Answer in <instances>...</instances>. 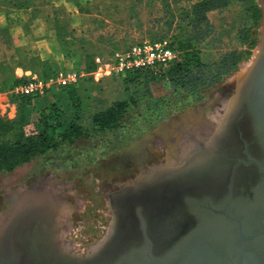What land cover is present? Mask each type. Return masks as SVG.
<instances>
[{
  "label": "rangeland",
  "instance_id": "1",
  "mask_svg": "<svg viewBox=\"0 0 264 264\" xmlns=\"http://www.w3.org/2000/svg\"><path fill=\"white\" fill-rule=\"evenodd\" d=\"M31 1L17 0L20 7H26ZM166 1L77 0L78 10L86 13L76 14L78 17L83 15L82 35L78 32L77 37L62 39L63 43L57 45L35 42L40 36L35 29L39 31L42 23L32 19L30 11L24 10L28 12L23 13L22 18L28 41L36 43L37 47L15 61L34 72L43 71L40 60L50 64L51 70H44L48 74L56 70L74 72L76 82L71 86L83 114L97 112L115 100L127 98L126 73L116 69L115 51L146 39L167 38L172 44L181 37V30H175V25L170 30L165 26V12L175 16L181 7L188 8L197 0L179 1V4L169 0L168 9ZM253 2L261 12L256 23L248 5L240 0H230L227 6L208 12L213 31L198 45L199 56L206 63L216 61L225 51L241 50L242 58L235 70L195 94L172 87L158 76L159 71H151L156 75L147 88L144 85L136 88V104L129 108L117 128L62 142L55 150L35 157L12 172H0V215L10 206L12 199H17L19 205L16 209H23L30 196H35L44 187L54 188L57 194L52 195L47 190L46 197L63 202L59 207L62 213L58 216L61 247L70 254L85 257L90 249L93 251L105 243L113 228L110 199L117 193L115 191L140 181L142 178L137 176L142 169L167 166L168 157L179 153L172 159L175 164L174 160H180L185 150L195 148V138L212 135L222 117L229 114L227 111L232 106L230 102L235 90L260 50L262 7L260 0ZM240 30H243L244 44L238 39ZM92 50H101L104 53L102 59H94ZM85 55L92 56L91 67L85 65ZM51 57H58L62 64L53 67L49 61ZM14 64L0 65L3 72L0 81L5 82L15 75ZM16 72L18 75L22 73L20 69ZM57 90L52 87L43 96L52 95ZM19 96L12 89L0 95V117L16 118L18 107L15 103ZM57 103L65 110L70 107L65 94ZM27 114L31 122L36 121L35 110H28ZM32 127L30 123L27 129ZM38 195L42 198L37 196L36 200L46 198Z\"/></svg>",
  "mask_w": 264,
  "mask_h": 264
},
{
  "label": "trees",
  "instance_id": "2",
  "mask_svg": "<svg viewBox=\"0 0 264 264\" xmlns=\"http://www.w3.org/2000/svg\"><path fill=\"white\" fill-rule=\"evenodd\" d=\"M185 0H173V4H179ZM248 5V10L252 19L256 23L261 12L257 4L250 0H240ZM230 0H197L188 8L181 7L177 15L165 12L164 24L171 29L175 25V30H181V37L172 42L171 46L178 51L177 59L172 61L166 68L134 69L126 72L124 81L127 84V98L115 100L109 106L88 114H83L80 102L73 95L74 87L63 86L54 93L61 91L69 98V109H62L56 103H50L46 108L36 110L37 119L31 122L26 108L35 99L30 96L20 95L18 103V114L15 119H4L0 117V172H12L15 168L28 163L35 157L55 150L62 142H72L82 136L113 130L117 128L131 106L136 104V88L140 85H147L156 74L151 71H159V77L164 78L174 88L183 89L191 94L215 84L222 76L235 70L238 62L242 58V51L232 49L223 52L216 61L206 63L199 56L198 45L205 40L213 31L207 14L212 10L223 8L229 4ZM171 2L167 0L165 7L168 9ZM243 30L239 31V42L244 44L242 37ZM28 52V51H27ZM27 52L19 53L17 58L26 55ZM85 65L91 67L92 56H84ZM14 63L26 70L29 69L21 62ZM9 63L1 62L0 65ZM43 71L36 72L47 77L50 74L45 72V68L51 70L50 64L45 60H40ZM144 70V71H143ZM34 72V71H33ZM3 72L0 71V74ZM24 77L12 75L7 81H0L1 89H12L19 82L24 81ZM73 88V89H72ZM131 89H133L131 91ZM27 111V112H26ZM84 122H88L87 126ZM32 123V129L27 126Z\"/></svg>",
  "mask_w": 264,
  "mask_h": 264
},
{
  "label": "bare ground",
  "instance_id": "3",
  "mask_svg": "<svg viewBox=\"0 0 264 264\" xmlns=\"http://www.w3.org/2000/svg\"><path fill=\"white\" fill-rule=\"evenodd\" d=\"M236 102L237 94H234L232 102H230L232 106L227 111L229 114L226 117H222L216 130L211 133L212 135L195 138V148L183 153L180 160L175 159L174 165L161 168L149 178L141 179L133 185H127L122 191L120 190L113 195V198L110 199L113 228L107 240L110 239L112 241L115 235L116 238H114H118V243H122L135 235L133 229H131V219L128 214H125L126 208L131 206L133 201L134 203L139 201L141 204L147 202L145 213L151 218L149 230L150 237L156 242L155 254L161 253L164 247H169L181 229L200 227V224L195 221V214L179 204V197L187 192H191L194 195H199L202 192L208 194V188L220 189L224 185L225 174H228L229 171V164L219 156L211 155L207 149L213 148L227 155L232 154V156H236V153L239 154V139L235 128L231 126ZM244 126L246 129L243 130V134H246L248 130L247 123H244ZM247 134L249 136V132ZM249 152L259 158L258 150L254 146H249ZM262 161L264 160L262 159ZM248 170L250 169L238 168L234 175L238 180L243 181V176L249 172ZM148 181L156 185L150 188L149 184H147ZM238 185L235 186L236 189L233 190V193H239L238 191H241L244 187L239 185L241 188ZM249 187L247 193L249 192ZM211 194L218 195V192ZM113 200L114 204L112 205ZM18 205L16 198L11 200L10 206L0 215V227L9 219ZM44 206L46 207V205ZM45 209L38 221L32 219L22 224L17 230L20 245L24 246L25 250H29L30 253L28 254L32 255L36 261H40V264H89L95 256L103 251L104 244L93 250L91 252L93 254H89L85 260L80 255H73L65 251L61 247L60 222L58 219L59 213L62 212H59L61 211L59 207L54 208V210L51 207H46ZM183 219H189L190 223L185 224V222L181 221ZM32 231L33 235L29 238ZM56 235L57 237H52ZM135 237L137 238L136 235ZM44 254L47 256L43 257ZM29 262L31 261H28L26 257L25 264H30Z\"/></svg>",
  "mask_w": 264,
  "mask_h": 264
},
{
  "label": "water",
  "instance_id": "4",
  "mask_svg": "<svg viewBox=\"0 0 264 264\" xmlns=\"http://www.w3.org/2000/svg\"><path fill=\"white\" fill-rule=\"evenodd\" d=\"M261 2V9H262V30H261V41H260V50L256 57L254 58L251 66L249 67V70L237 86L235 90V94H237V102L235 105L234 112L232 114V120H231V126L235 128L236 130V135L237 138L239 139V148L243 146V151L244 153V158L250 157V152H249V146H254L255 148L259 149L258 154L260 159L264 160V153L261 148H264V0H260ZM244 123H247L248 130L246 134H243V130H245ZM250 138H248V133ZM253 132V133H252ZM254 134V135H253ZM248 136V137H247ZM257 139L260 141L258 142ZM256 140V141H255ZM255 141L256 145H261V148L257 145L252 144L251 142ZM207 151L211 155H217L220 158H222L225 162L227 161L229 163V172L232 171V165L234 164V158H232V154L227 155L224 152H220L216 149L213 148H208ZM206 151V152H207ZM240 153V149H239ZM255 155V154H253ZM250 160V159H249ZM255 161V162H254ZM254 164L259 167V169L262 168L261 164L258 162V160H253ZM237 163H239L237 166L239 168H249V162L242 161V158L237 159ZM241 166V167H240ZM238 168H236L237 170ZM235 176V175H234ZM257 180L255 186L258 188L264 189V183L263 179L262 181ZM149 184V187H154L156 185L155 183H150L149 181L147 182ZM147 188V186H146ZM256 190V189H255ZM255 190H251V193L247 194H242V193H236L233 194L232 192L230 193L229 199L231 202L235 203L233 205L239 204V207L233 208L230 206V202H227L228 206H225L221 204V202L225 201L226 197L223 196V201L220 200V193L222 191L218 192V195H212L210 192L206 195H204V201L205 198L208 197V202L214 203L215 205H220L221 207L219 210H216L214 208L210 209L219 214L225 215V212L227 211H236L235 215L240 218V221L242 220V224L246 227H251L253 228L255 225H257V222L252 219L255 216H251L253 211L249 208V206L252 205V203L256 202L257 198L256 196H253L252 191L254 192ZM137 192V191H135ZM134 195V194H132ZM251 196L250 198H253L252 200L250 198H247V196ZM192 196H195L192 194ZM216 196L215 198H213ZM213 198V199H212ZM256 198V199H254ZM198 202H202V199L200 197L198 198ZM195 200V199H194ZM197 202V200H195ZM248 204V205H247ZM28 204L24 205L23 209H16L12 212V215H10L9 219L1 226L0 229V236L4 235V230L7 226L12 225L17 226L19 228L22 224L26 223V219L23 221L18 220V217H23V213L26 210ZM147 207V202L145 203H140L133 201L132 205L126 208L125 214H128L129 218L131 219V229H133V232L137 236L133 235L132 237H129L128 241L118 243L119 240L115 239L116 236L114 235L112 241L110 239L106 240L103 251L95 256L90 263L91 264H196V258H192L190 256L185 257V255H180L176 256V252L178 251V246L184 244V238L180 242H176V239L172 242V244L169 247H164L162 252L155 254L154 250L156 248V242L155 240L150 237V220L149 215L145 213V209ZM198 210L200 212H205V210H201L200 204L197 205ZM194 209V216L195 217H200L198 212L195 211ZM256 211V210H255ZM257 212V211H256ZM14 213V214H13ZM259 214V211H258ZM228 215V214H227ZM207 218L214 219L212 222H208V224H220V225H225L223 223V220H221L222 216H211L210 213L207 214ZM16 220L18 221H14ZM208 219L207 221H209ZM220 220V222H219ZM14 221V222H13ZM215 221V222H214ZM218 221V222H216ZM222 222V223H221ZM241 223V222H239ZM11 228V232H13V229ZM250 228V229H251ZM194 229V228H193ZM192 229V230H193ZM219 230V228H217ZM223 231V235H227L226 231L228 232V229L226 227L220 228ZM189 232V231H188ZM257 234H252V235H247L246 237H243V241H240V247L241 249L243 248H251L253 245L250 240L251 238L257 236ZM110 235V234H109ZM185 237V236H184ZM225 238H223L224 240ZM115 240V241H114ZM231 240V239H230ZM184 241V242H183ZM210 241H206L207 246L210 247ZM229 244H233L232 242H227ZM235 243V242H234ZM102 244V245H103ZM107 244V245H106ZM236 247V246H235ZM238 248L233 249V253L237 252ZM240 249V251H241ZM253 250V248H251ZM194 252L195 249L189 248V250H186V252ZM103 254V256H102ZM23 260V259H22ZM239 260V259H237ZM237 262V261H236ZM89 263V262H88ZM89 263V264H90ZM5 264V263H4ZM199 264V263H198Z\"/></svg>",
  "mask_w": 264,
  "mask_h": 264
},
{
  "label": "flooded vegetation",
  "instance_id": "5",
  "mask_svg": "<svg viewBox=\"0 0 264 264\" xmlns=\"http://www.w3.org/2000/svg\"><path fill=\"white\" fill-rule=\"evenodd\" d=\"M253 133V132H252ZM254 135V134H253ZM256 141V140H255ZM255 141L251 142L252 144L256 145ZM258 142H260L257 139ZM258 145V144H257ZM256 145V146H257ZM261 148V145H258ZM240 149V153H236V156H232V158H234V164L231 166L232 171H228V174L226 173V179L224 181V185H222V188L220 189H213V188H208L210 193H216V192H220L219 190L222 191V193H220V196L222 195V197H220V200L223 201V196L226 197L225 201L221 202V204L228 206V204H226L227 202H230V206L233 208H237V206L239 207V204L231 202V200L229 199L230 197V193H233V190L236 189L235 186L236 185H241L238 187H241V191L239 190V193L242 194H249L251 193V190H255L254 192L252 191L253 196H256L257 200L256 202L252 203L251 206H249V208L253 211L251 216H255L254 219L257 222V225H255L253 228L251 227H246L242 224V220L240 221V218H238L235 213L236 211H227L225 212V215L223 214H219V213H215L213 211V209L211 210V208H214L216 210H219V208L221 207L219 204L215 205L214 203H210L208 202V197L205 198L204 201V195H206L207 193L202 192L199 195H195L192 196L191 192H187V193H183L181 194V196L179 197V204L182 205L184 208H188L189 211L194 212V209H196L195 211L198 212L197 214L200 215V217H195V221L200 224V227L198 228H192V229H181L180 231H178V236L176 237V242H180L181 237L182 239L184 238V244L179 245L178 246V251L176 252V256H180V255H185V257H192V258H196L195 260L197 261L196 264H264V189L258 188L255 186L257 180L262 181L263 179V183H264V161H262V159L257 158L255 155L250 154V157L248 158H244V153H242L243 151V146H241L240 148H238V150ZM262 150H264V148H261ZM259 151V149H257ZM245 151V149H244ZM243 151V152H244ZM182 152V151H180ZM186 152V150H185ZM264 153V151H262ZM238 154V155H237ZM178 154L174 153V156L170 155V157H168V163L167 166H172L174 165L173 162V158H175L176 156H178ZM238 158H242V161L245 162H249V168L250 170H248L249 174L246 173L244 174V180H238L236 178V176H234L236 168H239V166H237L239 163H237V159ZM250 159V160H249ZM258 160V162L261 164L262 168L259 169V167L257 166V164L255 165L253 160ZM227 162V161H226ZM228 163V162H227ZM229 164V163H228ZM156 165V164H155ZM159 165V164H157ZM240 165V164H239ZM149 167V166H148ZM147 167V168H148ZM166 167V166H163ZM163 167H157L156 166L154 168H146V170L142 169V173L140 172L138 174V178H143L147 177L149 178L154 172L159 171L161 168ZM241 167V166H240ZM259 181V182H260ZM139 182V181H138ZM132 185V184H129ZM126 186V185H125ZM123 186V187H125ZM250 186V187H249ZM122 187V188H123ZM249 187V192L247 193V189ZM121 188V189H122ZM121 189L115 191L118 192ZM48 190V192H51L52 195L57 194L56 189L52 188V189H47V188H42L38 193H35V196H30L29 197V201H28V206L26 208V210L23 213V217H18V220L20 221H24L26 219L27 222H29L32 219L35 220H39V218L42 216V214L45 212L44 210H46V207H51L53 210L54 208L60 207L63 202H56L53 199H50L49 197H46V191ZM114 193V192H112ZM111 193V194H112ZM38 194H41V196H44L46 198H44V201L42 199L40 200H36L37 196L38 198L40 197ZM236 194V193H233ZM27 196V195H26ZM200 197V199H202V202H198V198ZM216 196H214L213 198H215ZM251 196H247V198H250ZM35 198V199H32ZM41 198V197H40ZM212 198V199H213ZM254 198V199H256ZM197 200V202L195 200ZM251 200L253 198H250ZM42 200V201H41ZM216 200V198L214 199ZM181 201V202H180ZM200 201V200H199ZM253 201V200H252ZM43 204V205H42ZM200 204V209L201 210H205V212H200V210H198L197 205ZM46 205V207L44 206ZM49 205V206H48ZM248 205V204H247ZM257 212H256V211ZM259 211V214H258ZM210 213L211 216L215 217V216H222L221 220H223V224L225 225H220L217 224H208V222H212V220L214 219H210L209 221L206 220V218L208 217L207 214ZM228 214V215H227ZM15 220L14 221H18ZM13 221V222H14ZM52 221V220H51ZM183 222H185V224H189V219L185 220H181ZM194 221V222H195ZM26 222V223H27ZM215 222V221H214ZM218 222V221H216ZM220 222V220H219ZM241 222V223H239ZM222 223V222H221ZM52 224V223H51ZM185 226V225H184ZM222 227H226L228 229V232L226 231L227 235H223V231H221ZM11 228L12 225L10 223L9 226H7L4 230V235L0 236V264H25V258H28V261L30 264H36L38 261H36V259H34V257L32 255H29L28 253L29 250H25L26 248L24 246L20 245V242L18 241V237H17V226H13V232H11ZM219 228V230L217 229ZM251 228V229H250ZM33 229H35L33 227ZM32 229V230H33ZM182 231V232H181ZM189 231V232H188ZM32 234H30L29 238L32 237L33 235V231L31 232ZM259 233L257 236L251 238L250 240H248L249 242H251V244L253 245V250L251 248H239L240 246V241H243V237H246L247 235H252V234H257ZM185 236V237H184ZM28 237V236H27ZM175 237V236H173ZM223 238H225L223 240ZM180 239V240H179ZM231 239V240H230ZM206 241H210V247L207 246ZM227 242H232L233 244H229ZM235 242V243H234ZM236 246V247H235ZM189 248L195 249L194 252L191 253V251L186 252V250H189ZM234 248H238L236 253H233V249ZM241 249V251H240ZM91 249L89 251V253L83 257L80 255V257L87 259V256L90 254L92 255L93 253H91ZM77 254V253H75ZM79 255V254H78ZM47 255L44 254L43 257H46ZM23 259V260H22ZM239 259V260H237ZM237 261V262H236ZM43 262V260H42ZM41 262V263H42ZM38 264H40V261L38 262Z\"/></svg>",
  "mask_w": 264,
  "mask_h": 264
},
{
  "label": "crops",
  "instance_id": "6",
  "mask_svg": "<svg viewBox=\"0 0 264 264\" xmlns=\"http://www.w3.org/2000/svg\"><path fill=\"white\" fill-rule=\"evenodd\" d=\"M76 1L32 0L26 7H20L17 0H0V63L14 64V60L19 53L27 52L31 48L37 47L36 43H29L28 41V33L27 30L25 31L22 22L24 10L30 11L31 13L29 14L33 15L32 19L36 18L37 21L42 23L38 27L39 31L35 29L36 34L40 33L35 42L57 45L59 42L63 43L62 39L67 38L69 40L77 37L78 32L79 35H82L81 31L84 30V27L82 26L81 19L83 15L82 17H78L76 14L81 11L80 14L86 15V13H84V10H78ZM91 53H93V58L96 60H101L102 56H104L101 50H92ZM49 61L53 67H58L62 64V61L58 57H51ZM13 69L18 77H22L21 75L25 71H31L30 69L24 70L16 64L13 65ZM18 69L21 70V75L17 74L16 71ZM6 90L9 91L10 89L0 88V95L7 92ZM63 94L64 92L58 91L52 95L40 96L33 99L31 105H28L26 108L36 111L46 108L50 103L58 104L57 100ZM15 105H18V103L16 102ZM66 107L68 106L66 105Z\"/></svg>",
  "mask_w": 264,
  "mask_h": 264
},
{
  "label": "built area",
  "instance_id": "7",
  "mask_svg": "<svg viewBox=\"0 0 264 264\" xmlns=\"http://www.w3.org/2000/svg\"><path fill=\"white\" fill-rule=\"evenodd\" d=\"M113 55L116 69L126 73L137 68H166L177 59L178 51L167 38H157L134 42L126 49L115 51ZM21 76L25 80L15 84L12 92L33 98L45 95L52 87L59 89L76 82V75L70 70H56L47 77L25 71Z\"/></svg>",
  "mask_w": 264,
  "mask_h": 264
}]
</instances>
